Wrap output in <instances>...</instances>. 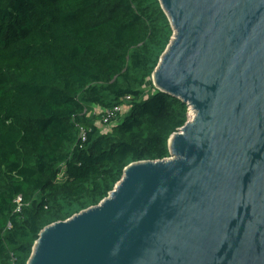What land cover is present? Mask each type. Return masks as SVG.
I'll return each instance as SVG.
<instances>
[{
    "label": "trees",
    "instance_id": "16d2710c",
    "mask_svg": "<svg viewBox=\"0 0 264 264\" xmlns=\"http://www.w3.org/2000/svg\"><path fill=\"white\" fill-rule=\"evenodd\" d=\"M172 35L158 0H0V264H27L129 164L170 157L188 106L147 83ZM125 97L101 131L94 108Z\"/></svg>",
    "mask_w": 264,
    "mask_h": 264
},
{
    "label": "water",
    "instance_id": "95a60500",
    "mask_svg": "<svg viewBox=\"0 0 264 264\" xmlns=\"http://www.w3.org/2000/svg\"><path fill=\"white\" fill-rule=\"evenodd\" d=\"M158 1L173 35L150 82L193 115L27 264H264V0Z\"/></svg>",
    "mask_w": 264,
    "mask_h": 264
},
{
    "label": "built area",
    "instance_id": "2783aa9c",
    "mask_svg": "<svg viewBox=\"0 0 264 264\" xmlns=\"http://www.w3.org/2000/svg\"><path fill=\"white\" fill-rule=\"evenodd\" d=\"M130 101V97H125L123 100H122V103L113 107L112 109H109V110H101L99 109L98 107H95L94 108V111L96 114H102V117H101V120L98 121V123L101 125V126H105V127H109V129L111 128V125L109 124V120L113 117H116V116H121V115H124L129 107L127 105V103ZM192 112L190 111V109L188 108V118L187 120H189L191 118L190 114ZM97 123V124H98ZM98 126V125H97ZM99 128V127H98ZM81 134H83V131L81 130ZM20 198L17 199V202L19 203L20 202Z\"/></svg>",
    "mask_w": 264,
    "mask_h": 264
},
{
    "label": "rangeland",
    "instance_id": "374dc122",
    "mask_svg": "<svg viewBox=\"0 0 264 264\" xmlns=\"http://www.w3.org/2000/svg\"><path fill=\"white\" fill-rule=\"evenodd\" d=\"M150 81L147 83V87L150 85ZM123 115H121V117H122ZM98 125V127H99V129L101 130V131H103V132H108L110 129H109V127H105V126H101L99 123L97 124Z\"/></svg>",
    "mask_w": 264,
    "mask_h": 264
},
{
    "label": "bare ground",
    "instance_id": "6f19581e",
    "mask_svg": "<svg viewBox=\"0 0 264 264\" xmlns=\"http://www.w3.org/2000/svg\"><path fill=\"white\" fill-rule=\"evenodd\" d=\"M192 115H193V114L191 113L190 116L192 117Z\"/></svg>",
    "mask_w": 264,
    "mask_h": 264
}]
</instances>
